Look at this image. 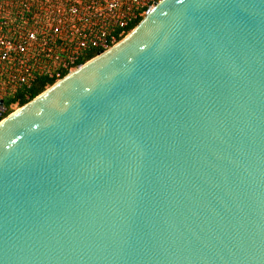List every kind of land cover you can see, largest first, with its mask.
I'll return each instance as SVG.
<instances>
[{
  "label": "water",
  "instance_id": "1",
  "mask_svg": "<svg viewBox=\"0 0 264 264\" xmlns=\"http://www.w3.org/2000/svg\"><path fill=\"white\" fill-rule=\"evenodd\" d=\"M0 264H264V0H160L4 118Z\"/></svg>",
  "mask_w": 264,
  "mask_h": 264
},
{
  "label": "built area",
  "instance_id": "2",
  "mask_svg": "<svg viewBox=\"0 0 264 264\" xmlns=\"http://www.w3.org/2000/svg\"><path fill=\"white\" fill-rule=\"evenodd\" d=\"M158 1L22 0V8L27 12L37 6L46 10V42L42 44L45 54L41 60H46V66H52L48 75L59 81L64 78L62 73L79 69L118 44L151 13ZM3 25L0 21V63L12 64L5 74H1L3 82L31 87L36 77L27 67L31 61L29 50L35 47L39 31L30 29L20 39L11 40L2 34ZM91 53L95 56L84 62ZM4 112V105H0V115Z\"/></svg>",
  "mask_w": 264,
  "mask_h": 264
},
{
  "label": "trees",
  "instance_id": "3",
  "mask_svg": "<svg viewBox=\"0 0 264 264\" xmlns=\"http://www.w3.org/2000/svg\"><path fill=\"white\" fill-rule=\"evenodd\" d=\"M22 6V0H0V21L4 22L2 34L11 40H18L25 36L30 29H38V41L35 43V47L29 50L31 61L27 64L30 69L29 73L36 79L31 87L20 86L17 82L5 84L3 82L4 77H1V74H5L12 64L0 63V81H2L0 84V100H3L5 109V112L0 115V122L14 111V106L20 108L26 105L58 80L48 75L52 71V66H46V60H41V57L45 54L42 50V44L46 42V10L37 6L27 12ZM94 56L93 53L88 54L84 58V62ZM67 74L68 72L62 73V77ZM6 85L7 89L5 90Z\"/></svg>",
  "mask_w": 264,
  "mask_h": 264
},
{
  "label": "rangeland",
  "instance_id": "4",
  "mask_svg": "<svg viewBox=\"0 0 264 264\" xmlns=\"http://www.w3.org/2000/svg\"><path fill=\"white\" fill-rule=\"evenodd\" d=\"M17 109V108H16ZM16 109H14V110H16Z\"/></svg>",
  "mask_w": 264,
  "mask_h": 264
}]
</instances>
